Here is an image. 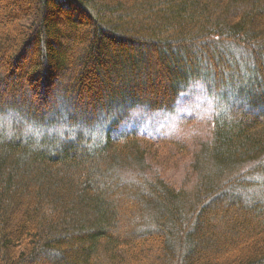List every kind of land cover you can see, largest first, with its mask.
<instances>
[{
  "label": "trees",
  "instance_id": "trees-1",
  "mask_svg": "<svg viewBox=\"0 0 264 264\" xmlns=\"http://www.w3.org/2000/svg\"><path fill=\"white\" fill-rule=\"evenodd\" d=\"M200 81L224 94L208 156L262 160L264 0H0V264H264V199L231 190L253 182L202 180L189 223L183 191L124 178L149 148L112 133Z\"/></svg>",
  "mask_w": 264,
  "mask_h": 264
},
{
  "label": "rangeland",
  "instance_id": "rangeland-1",
  "mask_svg": "<svg viewBox=\"0 0 264 264\" xmlns=\"http://www.w3.org/2000/svg\"><path fill=\"white\" fill-rule=\"evenodd\" d=\"M236 58L242 64L239 67V71L244 73L245 66L249 67L251 65V57L244 54L242 57L236 56ZM194 70L198 73L204 71L202 65ZM233 73L235 74V71ZM16 74H21L18 68H15ZM23 81L31 83L30 79L24 78ZM2 82L4 84L6 82L9 83L6 77ZM166 84L164 83L165 86ZM44 88L45 86H42V84L40 88H37L41 98L45 96ZM226 88L222 87V89L227 90L228 101L232 102V89L227 85ZM37 89L35 88V90ZM31 94L29 96L30 99L35 98L36 94L34 91ZM212 94L217 96L222 94V90L219 93L214 88H206V83L200 81L193 84L182 94L170 110L151 111L147 108H138L112 133L114 138H118L127 132L136 134L140 137L141 144L145 148H149L144 165L124 172V176H126L123 177L138 183L163 181L177 191H183L180 192L182 194L180 205L189 223L191 208L196 199V190L202 180L206 178H208V183L212 186L224 184L235 177L241 176L244 180L253 182L254 187L248 191L231 190L235 193H243V196L252 200L264 199V173H250L259 166H264V158L257 162L226 165L221 168L208 156V148L210 149L209 146L212 145L214 140V119L218 114L222 113L220 108L223 106L222 101H218ZM245 100L247 99L245 98ZM8 119H14V115L0 114V120ZM100 121L99 119L98 125L94 127L93 131L89 132V136L94 141L102 133H105L107 129ZM0 126L4 129L7 128L4 125ZM26 130L30 129L27 128ZM26 133L24 136L30 134ZM175 243H178L177 240H175ZM184 251L185 249H181L180 245L178 255H181Z\"/></svg>",
  "mask_w": 264,
  "mask_h": 264
}]
</instances>
